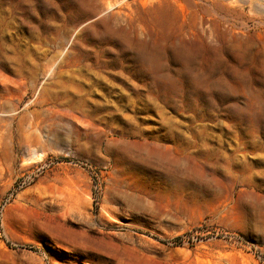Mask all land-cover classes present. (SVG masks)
<instances>
[{
    "label": "rangeland",
    "instance_id": "rangeland-1",
    "mask_svg": "<svg viewBox=\"0 0 264 264\" xmlns=\"http://www.w3.org/2000/svg\"><path fill=\"white\" fill-rule=\"evenodd\" d=\"M0 264H264V0H0Z\"/></svg>",
    "mask_w": 264,
    "mask_h": 264
},
{
    "label": "trees",
    "instance_id": "trees-1",
    "mask_svg": "<svg viewBox=\"0 0 264 264\" xmlns=\"http://www.w3.org/2000/svg\"><path fill=\"white\" fill-rule=\"evenodd\" d=\"M179 240H180V238H177V239H176V241H179Z\"/></svg>",
    "mask_w": 264,
    "mask_h": 264
}]
</instances>
